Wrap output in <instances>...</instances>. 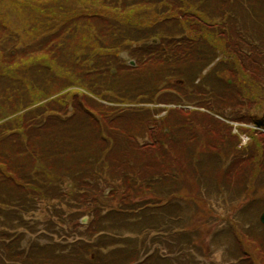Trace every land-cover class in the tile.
<instances>
[{"label":"trees","instance_id":"16d2710c","mask_svg":"<svg viewBox=\"0 0 264 264\" xmlns=\"http://www.w3.org/2000/svg\"><path fill=\"white\" fill-rule=\"evenodd\" d=\"M43 1L37 12L31 9L28 30L53 33L59 23L50 26L43 21L57 23L64 13H71L70 20H75L76 7H83V2L89 15L98 12L90 18L95 36L75 49L65 63L54 67L45 63L41 69L45 73H34L30 79L22 78L18 64L7 52L4 55L0 43V59H8L6 65L0 63V227L11 231L2 235L0 264H197L189 251L199 248L191 235L176 228L184 214L181 207L177 209L176 197L189 187L199 192L210 188L204 185L208 180L219 187L221 176L228 177L234 170L238 178L243 177L242 171L248 168L238 166L247 159L231 153L234 162L228 165L227 155L223 159L210 149L192 150L198 143L196 124L215 126L204 114L193 117L183 110H169L168 117L157 120L159 132L152 136V126L145 122L152 119L150 109L131 105L139 100L151 103L154 94L168 92L182 101L167 103H197L200 87H187L193 79L195 85L203 67L221 53L220 65L208 73L204 84L201 81L206 86L204 94L221 104L222 111L217 113L246 111L249 91H259V84H264V0H157L154 4L164 12L163 7L170 9L169 16L176 11L177 18L181 17L171 28L179 33L178 39L163 36L162 45L153 53L152 47H145L144 54L135 55L145 70L129 74L134 76L133 83L123 76L127 69L116 58L122 44L155 36L162 27V23L152 26L149 10L130 13L142 8L138 1L143 0H65L62 5V0ZM146 1L144 6L152 3ZM100 3L102 8L96 9ZM17 22L16 17L3 19L0 14L1 31L8 36ZM67 42L64 39L59 46ZM152 54L158 58L153 63ZM73 60L76 63L70 64ZM186 64L198 67L197 76L187 73ZM242 65L252 66L249 75L250 71H241L246 80L237 73ZM62 70L79 82L73 85L115 106L102 105L79 91L47 99L68 88L67 80L55 82L54 73ZM226 75L236 84L234 95L226 94L228 83L218 79ZM174 77L183 83L172 85L169 80ZM260 90L264 94V88ZM235 115V120L247 117ZM144 128L148 129L143 137H150V142L142 147L139 136ZM136 159L142 161L130 166ZM166 160L170 163L162 162ZM148 163L152 171L141 173L138 179L131 174L132 167L141 169ZM245 186L251 191L249 182ZM82 215L90 217L84 227L78 224ZM67 222L75 224L77 232L72 245L40 243V239H50L48 234L29 242L24 231L36 233L38 226H44L49 233L57 229V234H51L59 238L69 237L62 229ZM16 229L22 231L15 234ZM251 261L248 264H255Z\"/></svg>","mask_w":264,"mask_h":264},{"label":"rangeland","instance_id":"374dc122","mask_svg":"<svg viewBox=\"0 0 264 264\" xmlns=\"http://www.w3.org/2000/svg\"><path fill=\"white\" fill-rule=\"evenodd\" d=\"M65 1V0H62ZM93 0H87V3H92ZM97 3V2H96ZM63 4V3H61ZM77 4V3H76ZM84 7V3L81 4ZM102 3H100V7H96V9H101ZM83 7H76L77 11L76 13H82V14H88L87 10ZM95 10V9H94ZM144 8H140L139 10L137 8H133V11L130 13L134 16L138 13H143ZM93 11V10H92ZM98 12L92 13L94 16ZM90 16V15H89ZM93 16V15H92ZM91 16V17H92ZM81 23H84V20L80 21ZM31 25V24H30ZM67 33L71 32V26H65ZM15 29H18L16 31V37L12 39V41H9L5 48V51L13 50L16 46L17 41L23 48V51H25L24 45H30L31 48L29 50H37L38 53L37 56H32L33 59L29 60V63H27L26 68L28 69H36L40 68L41 65H45V63H49L52 67L56 66L58 63L62 64L65 63L70 55H72L77 49V46L80 44V42H85L86 38L84 37V34L79 33L76 34V39L70 42L68 45L61 47L59 45L54 46L53 48L51 46H48V44L51 40L50 34L48 32L44 33H32L28 31L27 25H22L20 27L16 26ZM27 31V34L29 36H22L21 42H20V36ZM52 33V32H51ZM67 37L70 38V35ZM45 44V45H44ZM44 45V46H43ZM48 50H51V52H47ZM12 54V53H11ZM14 54H12L13 57ZM25 52H22L20 54H17L13 57L14 60H19V64L26 61ZM125 58V61L129 59V57L125 54L122 56ZM131 58V57H130ZM77 59V57H76ZM38 61V62H37ZM77 60H73L70 62V64L76 63ZM0 63L2 65H6L7 60H1ZM187 70V73H189L191 76H197V68L193 65L186 64V67H184ZM203 68H206L203 67ZM252 66H246L242 65L240 66V70L237 69V73L246 80L247 76L245 74L248 73V75L251 73ZM64 70L60 71V73H54L55 78H58L55 80V82H61L63 80H67V83H79L75 80H70L68 76L63 72ZM203 71V70H202ZM200 71V76L203 77V84L205 83V79H208V76H203L204 71ZM245 73V74H243ZM38 72V71H35ZM39 72L45 73L41 70ZM123 76H127L125 78L129 79L130 83H133V77L132 75H129L125 72H122ZM134 74V73H132ZM194 74V75H193ZM212 74V73H211ZM211 76V75H210ZM206 77V78H205ZM217 77V75H216ZM214 75V79L217 81V78ZM179 78L174 77L171 78L169 81L172 85H176L173 79ZM199 78V77H198ZM201 79V78H200ZM220 80H225L228 84V88L225 89V93L229 95H234L236 93L235 86L236 84L234 82H229L231 80V77L229 78L228 75H226L225 79L218 78ZM213 79H210L209 81H215ZM193 81L189 84L187 87L188 89H191L192 87H200L198 91V98L195 102L204 103L205 106L209 107V110L213 112L215 115L212 116L213 119H215V126L214 127H207L205 124H196V141H198L196 147L192 146V150L196 149V151L201 152L207 149H210L211 152L214 154H217V152H221L223 159L224 155H227V157L233 153L237 158H246L247 161H243L238 168L246 166L248 169L245 171H242V176L238 178L236 174L234 176L236 179L237 187L242 186L241 184L245 183V185L249 182L251 191H249L248 194H246L247 189L245 186H243V194L239 197H232L229 195V191L223 194H220L216 189H214L211 193L209 190L211 188H214V184L212 181L208 180L204 182L205 186H210L209 190L197 192V194H194V191L198 188L191 189L190 187L185 190L183 193L182 191L179 192L176 198H178V201L180 202L179 208H182L183 219L180 222V226H176V228L183 229L186 233V235H191L192 238L197 247L200 251L196 252L189 251L192 256L194 257V260L197 264H243L246 262L248 264V261L254 262L255 264H264V229L260 227V224L258 223V218L262 210H264V132L263 130L255 131L253 127L250 128V126L244 127V125L237 124L232 126L231 118H236L237 114H245L247 116L246 118L249 119V116L252 115L256 116L257 119L264 118V94L261 93L262 88H264V84H259L258 90L253 89L249 91L250 98H248V106L247 110L243 109H233V111L228 110L224 112L223 114L217 113L222 111L220 109L221 104L217 102L218 100H214L213 97L206 96L204 93H206V86L202 87L201 82L195 81V85H193ZM199 85H198V84ZM246 83V81L244 82ZM221 85H224L220 83ZM171 85V86H172ZM217 85V83H215ZM80 86V85H79ZM244 88V87H243ZM69 92L74 93L75 91L69 90ZM195 98V97H194ZM229 98H232L229 96ZM152 105L150 109V116H152V119L149 121H145L146 124L151 127L152 126V136L153 134H156L159 132V126L156 124L158 119H161L165 116V112L162 113V111H167V109H164L162 107H165V104L170 100L174 101H180L179 97L176 95H172L171 93L166 94H154V96L151 97ZM158 101H162V104L157 105ZM154 107L152 108V106ZM263 105V106H262ZM208 109V108H207ZM248 111V112H247ZM236 112V113H235ZM168 117L165 116L164 118ZM231 117V118H230ZM238 117V116H237ZM177 122V121H176ZM192 123V122H191ZM166 124V121H165ZM193 124V123H192ZM126 125V124H125ZM127 126V125H126ZM239 126V127H238ZM146 129L144 128V132H142V136H139L140 141L139 144L144 147L147 142H150V137L144 136L143 133L146 132ZM258 132H263V134H260ZM237 133H245L246 137L248 138L245 140V144H241V138H239ZM198 136H203L204 138H199ZM210 138V139H209ZM186 140H189L187 135L185 136ZM152 140V139H151ZM240 142V143H239ZM167 143V141H166ZM236 143H239L238 145H235ZM236 150H235V146ZM166 147V146H165ZM177 148V147H175ZM243 151V152H242ZM195 152V150H194ZM242 154H238V153ZM175 159H178L176 155L171 153ZM159 156V155H158ZM233 155L230 157L232 158ZM251 157V158H250ZM133 158V157H132ZM234 158V156H233ZM134 159V158H133ZM157 159V158H156ZM258 159L260 160L258 162ZM161 160V159H159ZM135 161H142V159H136L130 163V166ZM167 161V160H166ZM162 161L163 163H170ZM255 161V166H253V162ZM185 162V161H184ZM152 163L150 166V163L143 166V168H139L136 166L135 168H131V174L138 179L141 176V173L152 171ZM198 172L200 170L196 168ZM227 178V177H226ZM228 179V178H227ZM142 180V178L140 179ZM229 185H232V180L229 177ZM249 190V189H248ZM111 204V203H109ZM170 211V210H167ZM73 212V211H72ZM171 213V211H170ZM27 217V215H26ZM55 226V225H54ZM256 228L258 231L253 230V228ZM39 226L36 228L38 230ZM176 229V230H177ZM262 231V232H259ZM3 229L0 227V247L3 248V242L1 241ZM18 229L15 230V234H17ZM43 230H40L36 233H42ZM69 238L71 240L72 237L77 235L75 231L69 227ZM228 232V233H227ZM49 233V232H48ZM237 236L239 238V243L242 249V252L238 253V250H236L237 242L235 240L234 236ZM253 235V236H252ZM29 242H35L37 236L32 234L28 235ZM50 237H53L55 241H59L61 238H59L57 235H50ZM141 241V238L138 239ZM47 239H41L40 243L46 242ZM64 241H69V239H65ZM238 243V246H239ZM195 245V244H194ZM28 246L30 244L28 243ZM235 250V251H234ZM247 260V261H246Z\"/></svg>","mask_w":264,"mask_h":264},{"label":"water","instance_id":"95a60500","mask_svg":"<svg viewBox=\"0 0 264 264\" xmlns=\"http://www.w3.org/2000/svg\"><path fill=\"white\" fill-rule=\"evenodd\" d=\"M261 222L264 224V214L261 216Z\"/></svg>","mask_w":264,"mask_h":264}]
</instances>
